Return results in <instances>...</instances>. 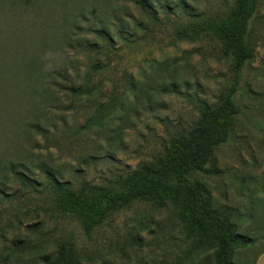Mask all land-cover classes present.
<instances>
[{"label": "rangeland", "instance_id": "rangeland-1", "mask_svg": "<svg viewBox=\"0 0 264 264\" xmlns=\"http://www.w3.org/2000/svg\"><path fill=\"white\" fill-rule=\"evenodd\" d=\"M150 2L156 21L137 0H0L1 264L12 251L14 260L53 255L63 239L86 264H172L186 252L178 205L137 202L88 236L56 207L46 174L74 188L116 186L194 127L203 102L218 105L234 84L221 41L190 27L228 17L237 0ZM122 25L135 34L130 41L118 37ZM90 27L106 28L114 44ZM250 42L254 57L236 94L242 111L213 155L221 172L191 174L234 223L232 264H255L264 251V0ZM89 43L104 52L88 50ZM72 82L87 85V93L72 95ZM15 171L35 185L21 183ZM216 254L209 244L198 259L215 264Z\"/></svg>", "mask_w": 264, "mask_h": 264}, {"label": "trees", "instance_id": "trees-1", "mask_svg": "<svg viewBox=\"0 0 264 264\" xmlns=\"http://www.w3.org/2000/svg\"><path fill=\"white\" fill-rule=\"evenodd\" d=\"M137 4L144 15L153 21L158 20V8L150 0H137ZM259 7L260 0H237L228 17L194 23L190 27L192 33L213 34L221 41L224 53L233 59L235 82L218 105L203 102L196 125L172 137L163 154L121 176L116 186L84 182L74 188L55 173L46 172L56 207L64 214L75 217L86 235L91 236L111 215L137 202H150L161 208L173 204L180 207L179 218L189 246L184 255L172 264H206L198 259V255L209 244L217 248L215 264H232L231 248L239 241L234 234V223L226 209L213 207L206 183L194 179L191 174L194 171L208 175L221 172L213 161V155L229 140L234 123L242 111L236 94L242 72L254 57L250 39ZM143 25V21L138 24L140 27ZM123 26L118 30V37L130 41L129 38L135 34L125 31ZM89 32L110 44H114L116 39L106 28L90 27ZM102 49L97 43L88 45V50L103 53ZM67 87L74 96L87 93L88 89L87 85L78 86L73 82ZM15 174L23 184L36 183L22 171H15ZM14 255L12 251L6 256L4 264H39V261L45 264H86L73 250L72 241L66 239L58 241L53 255H19L15 260Z\"/></svg>", "mask_w": 264, "mask_h": 264}, {"label": "crops", "instance_id": "crops-1", "mask_svg": "<svg viewBox=\"0 0 264 264\" xmlns=\"http://www.w3.org/2000/svg\"><path fill=\"white\" fill-rule=\"evenodd\" d=\"M255 264H264V251L258 255Z\"/></svg>", "mask_w": 264, "mask_h": 264}]
</instances>
